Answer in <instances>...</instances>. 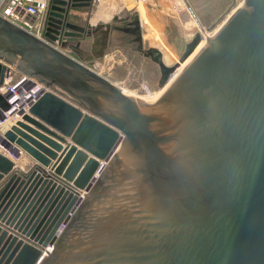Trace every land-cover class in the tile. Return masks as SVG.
Instances as JSON below:
<instances>
[{
  "label": "water",
  "instance_id": "water-1",
  "mask_svg": "<svg viewBox=\"0 0 264 264\" xmlns=\"http://www.w3.org/2000/svg\"><path fill=\"white\" fill-rule=\"evenodd\" d=\"M90 6L52 0L48 42L0 16V85L11 66L46 89L1 140L0 264H264V0L174 65L151 48L165 87L205 39L152 102L66 41Z\"/></svg>",
  "mask_w": 264,
  "mask_h": 264
},
{
  "label": "rangeland",
  "instance_id": "rangeland-1",
  "mask_svg": "<svg viewBox=\"0 0 264 264\" xmlns=\"http://www.w3.org/2000/svg\"><path fill=\"white\" fill-rule=\"evenodd\" d=\"M199 1L204 5L202 8H204L206 19L213 20L208 23H204L202 21V24H200L193 18V20L191 19V22L188 24L182 23L177 25L176 22L182 8L190 9L187 1L154 0V4H156L157 9L162 8L164 10V13H160L157 10V22L165 23L166 27L164 26V28L160 30L159 25L152 24L151 28L147 30L145 28L144 30L147 36H151V39L147 37V43H149L148 45L159 48L164 53L165 62L168 65H174L178 62L183 52V46L180 48L176 47V51L173 52V50L169 48V45L176 46V39L182 37L183 34H187L188 37L186 36V38L192 40L194 34L200 31V26H203L206 30L214 27L213 29L211 28V32H213L216 28L218 29L219 26L223 25L221 23H225L228 19V15L234 7H232V0ZM214 1L217 3L220 2L221 7L220 12L215 14L213 17L212 4H214ZM126 3L127 5L123 4L122 0H97L94 4H92L89 10H72L70 20L84 26L88 25V23L91 25L108 23L109 21H112L115 16L133 14L137 11V5L139 4H137L136 1H126ZM143 5V3H140V6L142 7L141 12L144 14L145 9ZM237 6L238 4L236 7ZM164 45H166L170 50L166 51ZM83 48L84 49H82V51L87 52V54L92 52V49H89L87 45H84ZM93 62H95V66L98 65L97 71L102 76L108 78L119 87L127 89L126 91H128V94L135 95L133 97L139 99L142 98L141 100L148 102L155 101L160 97L161 94L157 98H154L158 92L161 91V88L158 85L160 73L158 67L150 60L129 52L127 49H116L115 47H111L107 51V54H100ZM20 75L21 73L15 70V76L17 77ZM148 88L150 90L149 92L147 91Z\"/></svg>",
  "mask_w": 264,
  "mask_h": 264
},
{
  "label": "built area",
  "instance_id": "built-area-1",
  "mask_svg": "<svg viewBox=\"0 0 264 264\" xmlns=\"http://www.w3.org/2000/svg\"><path fill=\"white\" fill-rule=\"evenodd\" d=\"M65 1L72 3L75 0ZM96 1L91 0V3L94 4ZM134 1L137 4H146L150 0ZM244 1L235 0V4H238L240 7ZM51 6L52 0H0V16L48 42L46 31ZM8 68L5 81L0 85V94L10 105L8 111L0 107V152L18 161L15 156L7 152L1 145L3 134L12 124L20 120L24 114L28 113L30 107L42 96L46 89L34 78L23 74L16 77L14 67L8 66ZM64 227L65 224H62L57 232V236L62 232ZM48 250H52V245H49Z\"/></svg>",
  "mask_w": 264,
  "mask_h": 264
},
{
  "label": "flooded vegetation",
  "instance_id": "flooded-vegetation-1",
  "mask_svg": "<svg viewBox=\"0 0 264 264\" xmlns=\"http://www.w3.org/2000/svg\"><path fill=\"white\" fill-rule=\"evenodd\" d=\"M91 6L79 9L89 10ZM68 20L72 22L70 17ZM137 21H140L139 24L136 23ZM73 23L86 28L85 36L77 39H66V41H71L74 44V47H76L77 43H80V46L76 47V50L80 51L79 53H82L83 57L87 59L88 62H93L100 54H107V51L111 47H115L116 49H127L129 52L150 60L158 67L160 73L158 85L161 89L164 88V86H160L159 84L162 77L161 66L154 61V58H157V55L149 52V50L154 47L148 45L149 43H147V39H145L144 27L141 23L140 16L136 14V12L133 14H126L124 16H115L112 21L104 24L91 25L88 23V25L84 26L75 22ZM84 45H87L89 49H92L90 54L82 51V49H84ZM68 50L71 56L76 58L79 57L76 50H71L70 48H68ZM164 57V53L162 52V60L165 65L171 66L165 62ZM147 91H150L149 88Z\"/></svg>",
  "mask_w": 264,
  "mask_h": 264
},
{
  "label": "crops",
  "instance_id": "crops-1",
  "mask_svg": "<svg viewBox=\"0 0 264 264\" xmlns=\"http://www.w3.org/2000/svg\"><path fill=\"white\" fill-rule=\"evenodd\" d=\"M122 1H123V4L127 5L126 1H131V0H122ZM186 1L188 3V6L190 7V9H183L182 8L181 13L179 14L178 20L176 22L177 25H180L182 23L188 24L189 22H191V19L193 20V18L196 20V22H198L200 24H202V21L204 23H208L209 21L213 20V19H210V20L206 19L204 8H202L204 5L201 4V2L199 0H186ZM212 5H213L212 14L214 17L215 14H218L220 12L221 3L220 2L217 3L214 1V4H212ZM143 7L145 9L144 14L141 12L142 7L140 6V4L137 5L136 13L140 16V20H141V23H142L144 29L146 28V30H147V29L151 28L152 24L159 25L160 30H162L164 28V26L166 27L165 23H163V22L158 23L157 22V20H158L157 10L160 13H164V10L162 8L157 9L156 4H154V0H150L148 3L144 4ZM186 36H187V34H185V35L183 34L182 37H179V39H176L177 40L175 42L176 46L175 45H173V46L169 45V48L172 49L174 52V51H176V47L180 48L183 46L182 48H183V52H184L186 44L188 43L189 40H191V39H187ZM147 37L149 39H151L150 35L147 36L145 34V39H147ZM164 46H165L166 51L170 50L166 45H164ZM29 160H30L29 158L24 159V163L29 162Z\"/></svg>",
  "mask_w": 264,
  "mask_h": 264
},
{
  "label": "bare ground",
  "instance_id": "bare-ground-1",
  "mask_svg": "<svg viewBox=\"0 0 264 264\" xmlns=\"http://www.w3.org/2000/svg\"><path fill=\"white\" fill-rule=\"evenodd\" d=\"M236 5L237 4H235L234 5V7L232 8V10H231V12H230V14L228 15V17L227 18H229L230 16H231V14L232 13H234L235 12V10H236V8L238 7H236ZM236 7V8H235ZM225 20H226V18H225ZM221 24H224V23H221ZM222 26V25H221ZM221 26H219V28L217 29H215L213 32H208L207 30L205 31V36L206 35H213V34H215L219 29H220V27ZM204 44H205V39L202 41V43L199 45V47L196 49V51L194 52V54L184 63V64H182L181 65V67L176 71V73L170 78V80H169V82L166 84V86L164 87V88H162L161 89V91L160 92H158V94L154 97V98H157L160 94L162 95L164 92H165V90L168 88V86L175 80V78L182 72V70L184 69V67L192 60V58L199 52V50L204 46ZM143 47V46H142ZM122 90L124 91V93L125 94H127V95H129V96H135V95H133V94H128V91H126L127 89H123L122 88ZM131 93V92H130ZM160 95V96H161ZM142 99V98H141Z\"/></svg>",
  "mask_w": 264,
  "mask_h": 264
}]
</instances>
